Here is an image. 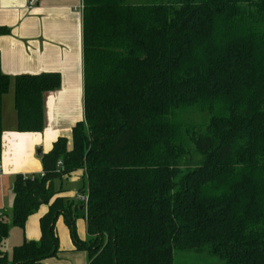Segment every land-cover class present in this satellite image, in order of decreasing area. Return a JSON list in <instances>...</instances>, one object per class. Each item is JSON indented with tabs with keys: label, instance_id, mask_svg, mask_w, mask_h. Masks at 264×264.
Masks as SVG:
<instances>
[{
	"label": "trees",
	"instance_id": "1",
	"mask_svg": "<svg viewBox=\"0 0 264 264\" xmlns=\"http://www.w3.org/2000/svg\"><path fill=\"white\" fill-rule=\"evenodd\" d=\"M83 46L84 118L41 155L43 176H16L0 264L58 257L59 217L89 264H175L204 249L221 264H264V0H84ZM12 84L17 130L42 132L44 95L62 76L12 78L0 55V165ZM79 170L80 204L56 187ZM43 205L41 238L10 254L11 227Z\"/></svg>",
	"mask_w": 264,
	"mask_h": 264
},
{
	"label": "crops",
	"instance_id": "2",
	"mask_svg": "<svg viewBox=\"0 0 264 264\" xmlns=\"http://www.w3.org/2000/svg\"><path fill=\"white\" fill-rule=\"evenodd\" d=\"M83 12L84 0H38L33 6L30 0H0V26L10 29L8 35L0 36L3 73L12 78L45 72H58L62 76L61 87L44 95L45 128L42 132L17 130L13 84L4 97L0 220L11 214V218L5 220L12 221L16 176L43 173L38 150H42V155L48 153L59 137L71 140L73 127L84 118ZM80 174L84 178V170H79L63 180H74ZM63 182L59 196H76L80 200V193L69 191ZM48 210L49 205L41 206L29 216L24 229L11 227L6 241L10 252L25 240L41 238L40 219ZM77 227L79 238L85 240L87 222ZM56 228L60 254L40 264H89L85 251L75 249L63 217L57 220Z\"/></svg>",
	"mask_w": 264,
	"mask_h": 264
},
{
	"label": "rangeland",
	"instance_id": "3",
	"mask_svg": "<svg viewBox=\"0 0 264 264\" xmlns=\"http://www.w3.org/2000/svg\"><path fill=\"white\" fill-rule=\"evenodd\" d=\"M129 1L133 4H139V3H145V2L156 1V0H129ZM7 98L9 100L10 95H8ZM184 117L185 118L189 117L190 119H193L194 122H196V123H198L199 121H201L204 118V116H202L201 114H199L195 111H192V110L184 113ZM187 148L189 150H192V153L190 154L191 160L198 161L201 159V156L199 155V153H197L195 151V147L192 144L189 145ZM76 176L77 177L74 180L64 181L63 186L71 192H78L79 193V189L83 186L84 179L82 177V174L76 175ZM56 185H57V187H61V181H58ZM71 198H74L76 200V202L78 204H80L81 201L78 200L76 198V196L71 197ZM10 218H11V214L9 215V218L7 216L5 217L6 220L10 219ZM85 222H86V220H85L84 216L82 214H80L76 220V229L78 228L77 227L78 224L80 226H83L85 224ZM6 241H5V246H4V248H6L5 250H7V248H8V246H7L8 243H6ZM7 251L11 254L9 248ZM85 253H86V259L88 262L89 261L88 253L86 251H85ZM175 264H221V262L217 258L213 257L207 250L204 249L203 251H200V252L199 251H192V250L178 252L176 254V257H175Z\"/></svg>",
	"mask_w": 264,
	"mask_h": 264
},
{
	"label": "built area",
	"instance_id": "4",
	"mask_svg": "<svg viewBox=\"0 0 264 264\" xmlns=\"http://www.w3.org/2000/svg\"><path fill=\"white\" fill-rule=\"evenodd\" d=\"M38 0H30V6H33ZM62 165V162L59 161L58 162V166ZM40 175H44V173H41ZM79 199L82 201V202H86L87 201V196L86 195H79ZM2 214V213H1Z\"/></svg>",
	"mask_w": 264,
	"mask_h": 264
},
{
	"label": "water",
	"instance_id": "5",
	"mask_svg": "<svg viewBox=\"0 0 264 264\" xmlns=\"http://www.w3.org/2000/svg\"><path fill=\"white\" fill-rule=\"evenodd\" d=\"M38 155L41 156L42 155V150H38Z\"/></svg>",
	"mask_w": 264,
	"mask_h": 264
}]
</instances>
